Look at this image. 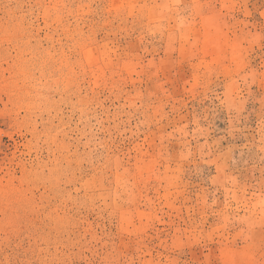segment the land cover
<instances>
[{"label": "rangeland", "instance_id": "rangeland-1", "mask_svg": "<svg viewBox=\"0 0 264 264\" xmlns=\"http://www.w3.org/2000/svg\"><path fill=\"white\" fill-rule=\"evenodd\" d=\"M0 264H264V0H0Z\"/></svg>", "mask_w": 264, "mask_h": 264}]
</instances>
